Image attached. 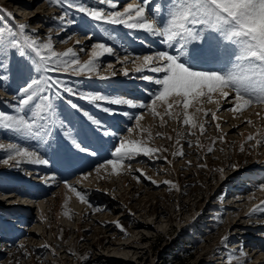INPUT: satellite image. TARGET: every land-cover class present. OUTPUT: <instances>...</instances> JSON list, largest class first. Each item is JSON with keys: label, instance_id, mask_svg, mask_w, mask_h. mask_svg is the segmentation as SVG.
Returning a JSON list of instances; mask_svg holds the SVG:
<instances>
[{"label": "rangeland", "instance_id": "1", "mask_svg": "<svg viewBox=\"0 0 264 264\" xmlns=\"http://www.w3.org/2000/svg\"><path fill=\"white\" fill-rule=\"evenodd\" d=\"M78 2L116 11L142 0H113L119 5L117 9L100 4L99 0ZM65 13L74 23L59 19ZM21 23L29 26L28 34L32 28L36 29L35 35L42 41L51 37L54 50L59 53L74 49L82 63L90 59V50L96 43L114 48V54H104L96 61L100 76L108 79L51 74L59 75L81 94L100 93L148 104L159 86L140 77L159 78L163 74L137 72L140 61L133 63V60L159 51H172L161 42L162 38L122 25H98L68 8L67 3L58 6L50 0H0V28L5 32L18 31ZM7 63L11 71L5 70L7 79L0 87V110L16 114L14 98L24 80L15 73L17 59L11 57ZM124 69L128 70L127 76ZM66 99H72L101 121L104 129L116 135H105L104 129H98L64 101H57L61 118H67L68 128L74 135L81 133L77 139L96 155L79 152L63 134L51 148L46 145L38 148L35 141L0 130V143L27 146L49 160L48 165L22 160L10 167L3 163L8 153L0 149V264H107L110 259L125 256L128 262L121 260L120 264H229L228 257H239L241 251L248 254L245 259H250V264H264V214L249 215L264 202V189L259 187L264 184V107L249 108L238 115L226 110L232 104L224 100L220 101L219 110L214 102L204 103L205 110L216 112L218 121L206 119L202 112L195 113L190 108L189 113H195L194 119L206 127L203 135L197 129L192 136L188 134L189 126L182 124L183 113L178 108L173 111L179 118L173 119L165 114L166 106L158 105L164 117L162 123L148 109L107 101L98 102L100 107H97L78 97L65 96ZM104 108L111 111L105 112ZM141 115L143 119L137 124L133 117ZM240 118L245 122L230 131L232 122ZM224 119L230 121L223 122ZM248 120L252 123L248 124ZM217 122L220 130L215 127ZM157 133H163V138ZM250 135L261 140V144L249 141ZM125 137L159 148L156 155L161 158L140 155L125 159L117 170L119 174L110 165L97 172L99 165L115 159L112 153ZM197 140L201 146H197ZM213 140H216L214 151L208 152ZM179 151L185 155H174ZM202 164L206 167H201ZM136 169H142L158 183L144 177L138 182L136 177L140 173ZM88 173L91 175L84 179ZM65 181L87 193L88 202H81ZM225 236L228 241L222 243ZM134 237L131 244H120ZM93 259L98 261L95 263ZM232 264L239 261L233 260Z\"/></svg>", "mask_w": 264, "mask_h": 264}, {"label": "snow or ice", "instance_id": "2", "mask_svg": "<svg viewBox=\"0 0 264 264\" xmlns=\"http://www.w3.org/2000/svg\"><path fill=\"white\" fill-rule=\"evenodd\" d=\"M50 3L58 6L67 3L68 8L84 14L98 25H122L130 30H142L152 37L162 38L161 42L172 51H159L133 60V63L140 61V65L135 69L137 72L150 71L163 74L159 78L149 75L140 77L159 87L151 94L150 103H137L132 99L110 98L100 93L81 94L59 75H51L66 73L85 76L88 79L93 76L108 79L107 76H100L96 61L104 54H114L113 47L105 43L94 44L90 50V59L82 63L74 49L69 48L63 53L55 51L51 37L42 41L35 35L34 28L30 30L31 34H28L26 29L29 26L23 23L18 25V31L5 32L0 28V87L7 79L5 70L11 71L7 63L11 57H15L18 61L15 73L24 80L23 86L18 89V96L14 98L17 100L13 105L16 114L0 110V130L4 132H11L17 137L35 141L38 148L44 145L51 148L56 138L63 134L79 152L96 155V152L91 151L89 147L83 146L82 140L77 139L81 133L77 132L74 135L68 128L67 118H61L57 101L66 102L71 109L82 113L98 129H104V126L72 99L65 101V96L78 97L97 107H100L98 102L107 101L114 105L148 109L154 116L159 117L162 123L164 117L158 111V105L166 106L165 114L173 119L179 118L173 111L174 108H178L183 113L182 124L189 126L188 134L192 136L196 135L197 129L201 135L206 132L205 123H198L194 119L195 113L202 112L206 119L219 120L216 112L203 108L204 103L214 102L219 110L220 101L224 100L232 104V107L226 109L227 111L240 115L249 108L264 107V0H163V3L158 0H142V2H130L122 10L116 11L90 7L79 3L78 0H50ZM99 3L108 4L113 9L119 7L113 0H99ZM8 15L11 16L12 13ZM59 19L64 23H74L73 20L67 19V13ZM128 59L126 56L125 61ZM208 64L215 65L217 70H204V66ZM123 74L127 76L128 70L124 69ZM112 75H115V72ZM230 96H232L231 100L228 99ZM190 108H194L195 113H189ZM103 110L111 111L108 108ZM124 115L127 116L128 113ZM133 118L139 124L143 116ZM247 123L251 124L252 121L248 120ZM215 127L220 130L221 126L217 122ZM143 131L141 129V132ZM104 134L116 135L115 132H109L107 129H104ZM157 135L162 138L164 136L163 133ZM167 138L171 139V137ZM216 139L223 140V137ZM248 140H255L256 145L262 142L251 135ZM212 143L213 147H209L208 152L214 151L216 140ZM196 144L201 146L198 140ZM0 149L8 153L3 163L10 167L17 166L22 160L40 165L49 164V160L43 158L38 150H32L27 146L0 143ZM243 150L242 147L241 151ZM158 152H160L159 148L150 147L143 140L121 138L119 146L115 147L112 153L115 159L99 165L96 171L99 172L110 165L113 172L119 174L117 170L123 166L125 159L131 160L140 155L160 159L161 157L156 155ZM174 155L184 156L185 153L179 151ZM188 163L191 164V161ZM200 166L206 167L203 164ZM127 167L130 169L131 164L129 163ZM136 171L140 173V176L136 177L138 182L144 177L153 184L158 183L147 176L142 169ZM90 175L91 173L85 174L83 178L86 179ZM65 184L76 192L81 202H88L87 193L78 191L67 181ZM259 187L264 189V184ZM262 205L264 202L254 207L249 215L264 214ZM96 211L100 209L97 208ZM227 241L228 237L225 236L222 243ZM247 257L248 254L241 251L239 257H228L229 264H232L233 260H238L239 264H250V259H245Z\"/></svg>", "mask_w": 264, "mask_h": 264}, {"label": "bare ground", "instance_id": "3", "mask_svg": "<svg viewBox=\"0 0 264 264\" xmlns=\"http://www.w3.org/2000/svg\"><path fill=\"white\" fill-rule=\"evenodd\" d=\"M217 69V68H216ZM224 102H226V101H224ZM224 106V105H223ZM225 106H226V104H225ZM228 106V105H227ZM239 115V114H238ZM237 116V115H236ZM235 118H237V117H235ZM230 119V118H229ZM228 119V120H229ZM227 119H224V121L223 122H227L228 121ZM230 121V120H229ZM242 122H245L243 119H239L238 120V122L235 120V121H233L232 122V124H231V128H230V131H232L233 129H236V128H238L241 124H243ZM235 125V126H234ZM264 162V161H263ZM237 195H242L241 193H237ZM242 201V200H244V198L243 199H237V201L236 202H238V201ZM230 209L232 208L231 206L229 207ZM142 234V233H141ZM140 235V234H139ZM138 235V236H139ZM138 238V237H137ZM133 239H135V237L134 238H129V239H127L126 241H124V242H120V244L121 245H126V244H131L132 242H134V240ZM115 244V243H114ZM119 244V245H120ZM128 247V246H127ZM131 247V246H130ZM134 246H132V248H133ZM116 258V257H115ZM121 260H123V261H125V262H128V259H127V256H125V257H123V258H120V259H110V260H108L107 262V264H120L121 263ZM93 261L96 263L97 261H98V259H93ZM120 262V263H119ZM124 262V263H125Z\"/></svg>", "mask_w": 264, "mask_h": 264}]
</instances>
